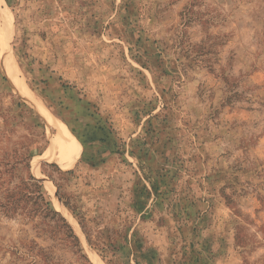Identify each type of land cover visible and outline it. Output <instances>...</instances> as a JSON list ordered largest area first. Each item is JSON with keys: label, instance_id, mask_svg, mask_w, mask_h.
<instances>
[{"label": "rangeland", "instance_id": "rangeland-1", "mask_svg": "<svg viewBox=\"0 0 264 264\" xmlns=\"http://www.w3.org/2000/svg\"><path fill=\"white\" fill-rule=\"evenodd\" d=\"M1 1L0 264H264V0Z\"/></svg>", "mask_w": 264, "mask_h": 264}, {"label": "bare ground", "instance_id": "bare-ground-1", "mask_svg": "<svg viewBox=\"0 0 264 264\" xmlns=\"http://www.w3.org/2000/svg\"><path fill=\"white\" fill-rule=\"evenodd\" d=\"M0 18L5 22L7 20V16L5 11L2 9V1L0 0ZM25 90V89H24ZM24 95L30 98L33 102H37L33 99V97L24 92ZM55 128L57 129V135L59 139V146L57 154L54 155L53 160L58 163V165L62 169H67L71 165H73L79 158L80 149L76 143V141L69 135L60 125L59 123L54 124ZM38 166V163L36 164Z\"/></svg>", "mask_w": 264, "mask_h": 264}]
</instances>
